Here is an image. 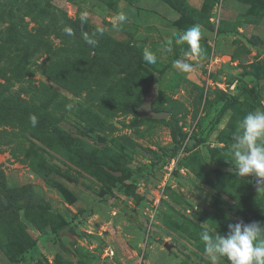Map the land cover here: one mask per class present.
I'll return each instance as SVG.
<instances>
[{
    "label": "rangeland",
    "instance_id": "obj_1",
    "mask_svg": "<svg viewBox=\"0 0 264 264\" xmlns=\"http://www.w3.org/2000/svg\"><path fill=\"white\" fill-rule=\"evenodd\" d=\"M48 1L71 20L87 13L88 30H72L74 53L35 55L39 92L20 94L36 113L4 127L18 135L0 144V264H213L203 231L214 240L241 221L264 224V193L254 175H236L231 154L240 121L264 111V0ZM23 5L27 30L36 26L40 0H0L2 25ZM193 25L202 54L190 57L176 40ZM97 28L88 45L83 33ZM153 80L164 120L136 111ZM171 120L188 150L167 160Z\"/></svg>",
    "mask_w": 264,
    "mask_h": 264
},
{
    "label": "trees",
    "instance_id": "obj_2",
    "mask_svg": "<svg viewBox=\"0 0 264 264\" xmlns=\"http://www.w3.org/2000/svg\"><path fill=\"white\" fill-rule=\"evenodd\" d=\"M40 1L41 7L38 13V21L40 22L35 23L36 26L31 30H27V23L23 17L25 5L17 8V12L14 14V21L8 22V26L6 27L2 25L4 15L0 10V144L5 143V139L10 137L11 134L12 136L18 135V130L22 129V125L26 119L25 116L28 113H36L37 106L33 100L23 98L20 94L24 93L36 96L39 92L37 91L38 88L32 84V76L34 75L32 66L35 65V55L42 52L48 59H52L57 53L64 55L74 53L77 44L73 41V35L69 38L64 33V29L88 30L87 26L85 24L82 25L79 19L71 20L64 13H55L48 0ZM54 35L60 36V39L64 40L63 44L66 46L55 48L50 38ZM74 36L77 37L79 34L75 33ZM68 38L70 41L66 43ZM261 77L264 79V75ZM22 82L27 83L26 88L19 85L16 90H13L15 84ZM235 101V97L230 98L221 110V114L226 108L233 105ZM170 124L172 146L163 155L167 160L173 159L181 150H188H186V147L181 142L180 130L176 122L171 120ZM5 126H9L13 130L16 127L20 129L17 130V133L12 131L11 134H8L4 130ZM162 166L163 164L159 165V167ZM247 181L250 183V178ZM1 193H5V185L4 174L0 170ZM80 213L82 215L84 210H81Z\"/></svg>",
    "mask_w": 264,
    "mask_h": 264
},
{
    "label": "clouds",
    "instance_id": "obj_3",
    "mask_svg": "<svg viewBox=\"0 0 264 264\" xmlns=\"http://www.w3.org/2000/svg\"><path fill=\"white\" fill-rule=\"evenodd\" d=\"M118 19L125 20L121 14ZM83 25L87 21V13L80 15ZM103 28H97L91 35L83 33V39L88 45L95 46L97 34H103ZM64 33L71 37V28H65ZM202 32L200 25H193L184 31L183 35L176 40L177 44L187 43L188 50L185 56L195 57L202 54L200 47ZM171 50V49H169ZM143 59L148 64H155L156 55L144 50ZM174 67L187 73L192 71V65L188 62L177 60ZM71 107V106H68ZM30 123L35 127L38 123L35 116L30 117ZM242 134H234V143L231 145L233 162L236 165V175L245 177L254 175L256 179L257 193H264V111L249 112L241 121ZM227 236L216 234L215 239L207 230L201 233V240L205 245V253L210 257L213 264H217L220 258L226 257L229 264H264V224L252 222L244 224L243 221L235 225H229Z\"/></svg>",
    "mask_w": 264,
    "mask_h": 264
},
{
    "label": "water",
    "instance_id": "obj_4",
    "mask_svg": "<svg viewBox=\"0 0 264 264\" xmlns=\"http://www.w3.org/2000/svg\"><path fill=\"white\" fill-rule=\"evenodd\" d=\"M212 38L211 34H207L204 39L210 40ZM158 97V86L156 81L153 80L149 86L148 91L142 96V103L136 108L138 117L140 119H151V120H164L167 119L169 114L163 111H155L152 106ZM256 177L252 179V185L256 186Z\"/></svg>",
    "mask_w": 264,
    "mask_h": 264
},
{
    "label": "built area",
    "instance_id": "obj_5",
    "mask_svg": "<svg viewBox=\"0 0 264 264\" xmlns=\"http://www.w3.org/2000/svg\"><path fill=\"white\" fill-rule=\"evenodd\" d=\"M112 254V253H111Z\"/></svg>",
    "mask_w": 264,
    "mask_h": 264
}]
</instances>
